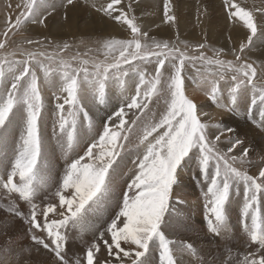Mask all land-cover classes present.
I'll use <instances>...</instances> for the list:
<instances>
[{
	"label": "snow or ice",
	"instance_id": "1",
	"mask_svg": "<svg viewBox=\"0 0 264 264\" xmlns=\"http://www.w3.org/2000/svg\"><path fill=\"white\" fill-rule=\"evenodd\" d=\"M80 3L21 0L16 15H7L0 28V192L7 199L0 209L12 217L5 227L22 222L20 233L30 241L23 245L17 238L16 259L33 248L50 254V264H182L186 253L196 257L193 243L167 231L173 197L191 167L192 179L201 182L207 232L227 237L237 203L245 250L236 254L235 264H264V167L250 174L251 150L239 131L222 121L205 122L207 113L187 95L191 81L216 108L242 113L264 129V62L246 55L264 37V8L222 0L227 21L242 24L246 41L230 50L212 48V55L206 43L181 40L178 30L173 42L157 39L138 22L137 0H83L124 29V38L91 44L15 39L29 25L47 28L59 9L67 22L69 10ZM200 15H207L206 6ZM162 23L178 24L173 0H162ZM45 90L52 101L50 137L43 131L49 111ZM52 141V155L58 148L65 164L55 177ZM122 175L125 187L113 201ZM72 230L82 240L91 237L75 258L67 255ZM226 250L221 264H233L232 250Z\"/></svg>",
	"mask_w": 264,
	"mask_h": 264
},
{
	"label": "rangeland",
	"instance_id": "2",
	"mask_svg": "<svg viewBox=\"0 0 264 264\" xmlns=\"http://www.w3.org/2000/svg\"><path fill=\"white\" fill-rule=\"evenodd\" d=\"M100 2L101 0H97V3ZM173 2L176 6V15L178 17L176 26L162 23V0H137L138 6L134 5V7L135 15L139 18L138 22L144 24L146 28H152L151 34L157 39L173 42L176 40L178 30L180 39L186 40L189 44L206 43L209 46L206 49V54L208 55H212V48L224 47L230 50L232 47L238 48L241 42L246 41V30L243 29L242 24L232 25L227 21L222 7V0H173ZM239 2L248 8H264V0H239ZM20 3L21 0H0V28L3 27L7 15L11 14L13 17L16 15L18 11L16 5ZM205 6L207 7V15L201 16L200 14L204 12ZM68 17L67 22H65L63 9H59L49 20L47 28L29 25L22 33L17 34L15 39L19 41L24 36L34 39L46 37L60 43L68 41L78 44L80 41H84L85 44H91L102 38L111 36L124 38L126 36L124 29L106 18L98 17L94 11L84 6L83 0L77 7L69 10ZM50 22H55V30L60 29L63 31L59 34L52 33L55 30L50 31L52 27ZM104 25L112 26V28H106L107 26L105 27ZM155 25H159V28H156ZM230 37L231 39H229ZM81 50H83V45H81ZM246 55L253 60H257V62H264V37L258 38L255 45L246 50ZM225 58L232 59L233 57L228 55ZM188 92L190 98H198V101L194 102L207 113L206 116L202 117L205 122L216 123L222 121L226 126L236 128L239 131L241 139L245 140V147L251 150L249 160L252 166L249 168V172L250 174L256 173L260 167L259 164L262 163H260V159L264 157V155L260 154L258 148L259 144H264V129L262 133L259 127L249 121L242 113L239 115L222 113L221 109L216 108L208 101L204 92L193 85L191 81L187 84ZM44 95L48 100L49 111L45 113L43 131L46 136L50 137L52 129L51 92L45 90ZM99 115L104 116L105 112L102 111ZM257 120H259L258 114ZM53 147H55L54 141L49 145V161L52 166V175L55 177L58 173H63L65 164L64 157L58 148L55 151V155H52ZM13 148L14 144L10 141L7 155L10 156L12 154ZM76 151L83 154L80 148H77ZM3 155L4 153H0V156ZM129 168H131V160L127 162V166H122L125 173L128 172ZM192 172L193 169L188 167L182 176L176 195L173 197L174 210L170 218L171 227L167 230L171 238L190 241L197 249L198 255L193 257L186 253L182 258V264H221L229 255L226 247L231 248L234 254L233 264H235V260L240 258L236 254L243 253L245 250L243 245L244 233L238 223L239 205L235 202L232 204V210L229 213V223L232 232L227 237H214L208 233L201 195V182L192 179ZM126 179L127 176L123 175L117 177L113 201L121 196ZM50 191H54V188L50 189ZM44 194H42L41 199ZM178 199H182L186 203L177 204ZM37 202L39 203V200ZM6 203L7 199L0 192V204ZM22 207L27 209V205L22 204ZM112 207L113 202H110L109 207L103 213L105 218L111 212ZM11 220L12 217L0 209V264H50L51 256L43 249L37 252L33 248L30 254L22 253L20 259H16V253L20 247L16 243L17 238L22 241L23 245H29L30 241L25 239L20 233L22 222L17 220L13 226L5 227V221ZM9 237L12 238V243H8ZM90 239L91 237L88 234L82 240L78 232L70 231L67 243L68 257L75 258L78 255H82L85 248L84 241ZM5 248H10L11 251L6 253L4 252Z\"/></svg>",
	"mask_w": 264,
	"mask_h": 264
},
{
	"label": "bare ground",
	"instance_id": "3",
	"mask_svg": "<svg viewBox=\"0 0 264 264\" xmlns=\"http://www.w3.org/2000/svg\"><path fill=\"white\" fill-rule=\"evenodd\" d=\"M15 1V0H14ZM145 1V0H144ZM144 10V9H143ZM86 12V11H85ZM98 17H99V15H98ZM97 17V18H98ZM193 18V17H192ZM105 21V20H104ZM50 25L52 26L51 27V30L50 31H52L53 29H54V25H55V22H50ZM146 25H147V23H146ZM105 27L107 26V25H104ZM106 28H112V26H107ZM114 28V27H113ZM148 28V27H147ZM55 30V29H54ZM63 31V30H62ZM60 29H58V30H55V31H53L52 33H55V34H59V33H61L62 32ZM54 34V35H55ZM210 43H212V41H210ZM188 95H189V97H190V94H189V92L187 93ZM205 97V96H204ZM192 98V97H191ZM193 99V98H192ZM196 99V100H195ZM195 99H193L194 101H198L197 99V97L195 98ZM202 99V98H201ZM220 111H222V110H220ZM219 111V113H221ZM222 113H224V111H222ZM221 113V114H222ZM45 117H46V115H45ZM246 135V134H245ZM259 146V147H258ZM257 147L259 148V152H260V154H262V155H264V144H259ZM227 239V238H226Z\"/></svg>",
	"mask_w": 264,
	"mask_h": 264
},
{
	"label": "crops",
	"instance_id": "4",
	"mask_svg": "<svg viewBox=\"0 0 264 264\" xmlns=\"http://www.w3.org/2000/svg\"><path fill=\"white\" fill-rule=\"evenodd\" d=\"M259 129H260V131H262V133H263V129H261V128H259ZM263 161H264V157H263L262 159H260V163L262 162L261 164H259L260 167H264V163H263Z\"/></svg>",
	"mask_w": 264,
	"mask_h": 264
}]
</instances>
